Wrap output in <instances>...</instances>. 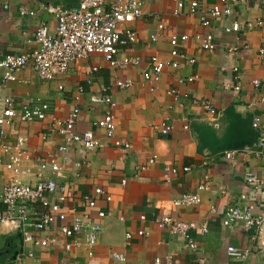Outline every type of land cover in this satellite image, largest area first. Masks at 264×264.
<instances>
[{
    "label": "crops",
    "instance_id": "obj_1",
    "mask_svg": "<svg viewBox=\"0 0 264 264\" xmlns=\"http://www.w3.org/2000/svg\"><path fill=\"white\" fill-rule=\"evenodd\" d=\"M182 1L184 8L177 14L173 0H152L143 7L142 17L132 24L137 42L118 55L119 59H139L137 67L112 69L103 57L92 55L52 81L40 80L28 66L16 74L14 81L0 86V97L13 100L17 106L29 98H40L50 106L46 120L14 122L5 129L8 143H13L16 135L25 140L23 160L15 179L34 186L40 178H54L57 186L71 196L62 216H57L44 232H34L30 224L23 228L0 225V264H12L18 252L33 253V259L25 257V264H86V247L66 251L65 246L72 239L60 232L62 226L69 227L74 218L83 216H89L92 223L100 226L94 249L99 264H152L155 258L166 256H173L176 264H194L199 259H205L207 264H239L228 255L229 247L249 250L242 264H264V248H258L251 236L242 232L241 224L230 228L222 224L226 209L233 206L250 207L254 215L264 219V188L254 191L244 181L249 173L264 174V148L259 150L256 140L241 150H233L235 153L227 160L225 153L211 155L201 149L196 132L197 128L207 126L221 135L228 115L240 118L250 131L253 118L264 114V106L259 103L264 95V64L257 53L264 45V0L233 5L230 17L218 19L206 14L210 8L219 7L220 0H199L209 21L207 27L201 25L198 15L188 13L190 0ZM77 3L78 0H0V60L33 51L41 23L54 32L55 18L49 9L67 10ZM22 11L26 14L21 15ZM258 20L262 22L260 28L224 32L233 23ZM207 34L213 36L215 43L211 52L202 51L193 39ZM181 35L188 36V40L179 43L177 51L195 62L181 61L176 70L165 69L158 82L144 81L142 72L150 71V58L168 60L172 50L170 38ZM245 46L248 49L242 50ZM234 47L239 51L233 52ZM93 67L98 70L85 75ZM192 76H196L192 83L184 81ZM127 79L131 80V87H116L117 80ZM253 81L260 82L259 89L253 88ZM172 90L177 92L176 97L169 94ZM100 91L114 101L116 136L127 142L129 149L112 147L104 132L95 131L97 144L91 150L67 146L64 153H59L62 141L51 131V120L66 118L77 108L76 130H87L90 122L102 118L105 112L104 106L89 102ZM195 101L209 103L215 115ZM163 126L170 128L166 135L161 134ZM51 157L61 167L55 177L48 169H40V164ZM185 168L188 172H184ZM172 169L174 173L170 172ZM9 177V173L0 172V196ZM206 180L207 190L198 191ZM95 189L102 194L95 208L88 209L83 197H94ZM193 193L199 196L198 205L172 206L174 200ZM106 197L111 201L106 202ZM99 211L104 212V218L97 217ZM163 216L197 225L196 230L189 232L197 244L195 251L186 248L182 239L166 229L158 228L155 222ZM203 225L207 228L204 235L199 229ZM23 230L43 243L34 247L25 242ZM139 231L147 235L139 236ZM126 234H130L129 240ZM51 239L54 241L50 242ZM112 253L123 255L125 261L112 260Z\"/></svg>",
    "mask_w": 264,
    "mask_h": 264
},
{
    "label": "built area",
    "instance_id": "obj_2",
    "mask_svg": "<svg viewBox=\"0 0 264 264\" xmlns=\"http://www.w3.org/2000/svg\"><path fill=\"white\" fill-rule=\"evenodd\" d=\"M152 0H113L107 3L105 0H78L75 7L64 10L62 8H50L49 13L54 15L55 29L51 33L44 23H41L35 33L36 48L27 54L7 55L0 60V86L14 81L16 74L31 66L38 78L42 81H52L59 76L68 74L74 64L79 61L88 59L90 56H101L112 69L139 65V59L124 57L119 59L118 55L123 48L137 42V36L132 29V24L142 17L143 7ZM254 0H220L219 7L210 8L206 15L211 18H228L232 15L233 5L240 3H250ZM177 14L179 10L184 8L182 0H173ZM188 13L191 16L198 15L203 27L209 26L204 13L201 11L199 0H190L188 3ZM26 14L24 11L21 15ZM29 15H34L29 13ZM262 22L247 21L243 24L233 23L226 27L224 32L237 33L241 30H251L260 28ZM199 43L202 51L211 52L215 49L213 36L207 34L205 36L196 35L193 38ZM152 41L155 37L151 38ZM188 36L181 35L170 38V46L172 48L169 59L161 61L157 57L150 58V71L142 72V78L146 82H158L162 72L165 69L176 70L181 61L188 64H193L195 61L192 58L187 59L185 55L177 51L179 43L186 42ZM248 46L242 50H247ZM233 52L239 51L237 47L232 48ZM258 57L264 64V45L257 49ZM98 70L97 67L91 68L85 73L89 76ZM196 76H192L184 80L192 83ZM183 81H180L182 83ZM116 87L127 89L131 87V80H117ZM252 86L255 90L260 88L259 81H253ZM170 95H178L175 90L169 92ZM92 105H100L105 107L103 117L98 120H93L89 124V128L85 131L78 132L76 124L79 117V110L74 108L66 118H53L50 123L51 131L59 136L62 141V146L57 150L59 153H64L67 146H79L84 151L91 150L96 144L97 139L95 131L104 132L109 139L112 147L126 151L129 149V144L117 138L116 126L114 124V115L112 111L115 108L114 101L105 94V91H100L89 98ZM197 105H202L210 114L215 115V111L207 102H194ZM260 105L264 106V95L259 98ZM50 111L48 103L40 98H29L24 103L16 105L13 100L0 97V172H7L10 177L7 179L0 196V225H11L13 228L24 227L30 224L34 232H44L55 221L56 217H61L62 211L65 209L67 201L70 199V194L64 192L63 187L57 186L56 180L40 178L34 186L24 185L17 181L15 177L18 175L20 166L23 160L25 151V140L22 136L16 135L13 143L6 141L7 127H10L14 122L27 123L30 121H44ZM251 127L258 133L257 148H264V114L261 117L255 116L252 120ZM170 128L163 126L162 135H166ZM249 152L250 150L247 149ZM235 152H226L225 158L228 160ZM259 155L262 153L259 151ZM153 161H149L152 164ZM60 166L57 160L53 157L40 164V169H48L55 177L60 172ZM140 170H143L142 168ZM188 168L184 172H188ZM166 174L169 173V166L165 167ZM174 173L175 170H170ZM245 183L254 191H259L264 188V174L256 175L249 173L244 177ZM124 181L122 184L124 185ZM208 188L207 180L198 186V191H206ZM100 189L94 190V197H83V203L88 209H94L96 200L101 196ZM244 199V196L241 197ZM106 202H110L111 198L106 197ZM199 196L197 193L185 194L174 200L172 206L190 207L198 205ZM250 207H229L224 213L222 224L224 227L230 228L237 224L242 225V232L245 235L251 236L258 248H264V219L254 215ZM97 217L102 219L105 217L104 212L99 211ZM144 221V217L140 218ZM158 228L166 229L171 235L182 239L186 243V248L191 251L197 249L189 235L191 230H196L197 225L194 223H183L172 220L169 216L159 217L156 220ZM202 235L207 233V228L200 226ZM60 232L67 238L72 239L71 244L65 246V250L69 251L71 247L79 248L85 246L87 249L86 264H99L95 259V246L97 244L100 226L92 223L89 216L82 218H74L70 226H62ZM139 236L147 235L139 231ZM126 240L130 239V234H126ZM23 240L33 244L34 247L40 246L43 241L40 238H35L33 234L23 230ZM54 240L51 239L50 242ZM228 255L235 258L239 264L244 262L248 255V249H235L229 247ZM25 257L33 259L32 252H18L14 256L12 264H25ZM112 260L119 262L125 261V257L121 254L112 253ZM152 264H176L173 256L164 258H155ZM194 264H207L205 259H199Z\"/></svg>",
    "mask_w": 264,
    "mask_h": 264
},
{
    "label": "trees",
    "instance_id": "obj_3",
    "mask_svg": "<svg viewBox=\"0 0 264 264\" xmlns=\"http://www.w3.org/2000/svg\"><path fill=\"white\" fill-rule=\"evenodd\" d=\"M254 131L251 124L249 131L247 124L245 126L240 118L233 115L227 116L226 129L221 135H217L213 129L207 126L196 129L200 148L211 155L241 150L245 146L251 145L258 139Z\"/></svg>",
    "mask_w": 264,
    "mask_h": 264
}]
</instances>
